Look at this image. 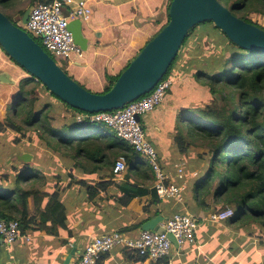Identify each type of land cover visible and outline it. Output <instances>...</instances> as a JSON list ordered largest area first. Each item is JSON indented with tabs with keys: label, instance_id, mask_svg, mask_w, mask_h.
<instances>
[{
	"label": "trees",
	"instance_id": "16d2710c",
	"mask_svg": "<svg viewBox=\"0 0 264 264\" xmlns=\"http://www.w3.org/2000/svg\"><path fill=\"white\" fill-rule=\"evenodd\" d=\"M50 1L52 0H29L25 3V0H0V10L17 24L15 14L21 21L27 6ZM172 1L166 6V22L152 39L170 21ZM220 2L234 15L252 24L254 23L247 18L249 14L264 16V0ZM179 63L182 76L190 75L199 88L200 100L181 110L175 143L182 154L189 153L192 147L204 151L197 155L198 177L190 180L183 204L174 200L161 201L155 189L131 183V179L135 181L136 175L145 181V178H149L137 171L126 176L127 183L119 186L124 196L118 199L120 205L127 207L133 199L151 195L158 209L152 214L147 207L145 213L148 218L164 214L169 219L176 213L189 211L196 217L197 224L226 207H232L235 215L224 222L229 225L241 223V226L248 227L250 234L256 230L264 232V52L240 48L215 27L213 22L208 21L190 31L165 78L172 70H176ZM129 65L130 63L124 71ZM120 75H107L109 84L102 94L112 89ZM174 85L175 83L167 91L165 99L171 94ZM17 89L13 94L14 107L7 111L4 122L0 123V134L2 130L8 129L24 139H30V133L35 132L48 148L72 149L74 154L67 150L63 156L73 162L83 161L79 166L92 175H99L107 169L112 172L118 156H124L128 166L135 171L138 169L142 162L140 155L108 125L88 120L78 123L76 116L86 113L62 102L35 78L21 80ZM37 94L41 98H36ZM46 94L60 101L67 113L74 114L68 123L60 127L53 125L51 115L56 106L49 102L43 103ZM1 158L2 151L0 161ZM84 162L95 164L94 168L89 170ZM12 167L13 173L8 172L0 177V220L18 221L25 233L31 227L29 203L40 211L45 196L37 188L25 187L28 180L39 176L38 173L30 166L20 171L17 166ZM16 172L20 173L15 176L12 186L9 182L10 175ZM81 183L87 186L89 197L96 196L100 188L105 187V184L91 186L84 181ZM62 208L60 194L55 192L46 205L47 213L43 214L50 216ZM148 218L145 221L150 220ZM122 251L130 259L134 258L133 252L131 254L126 249ZM108 255H102L98 264H102ZM136 256L139 262L147 261L145 257ZM155 264H171V258Z\"/></svg>",
	"mask_w": 264,
	"mask_h": 264
},
{
	"label": "crops",
	"instance_id": "0c3cea01",
	"mask_svg": "<svg viewBox=\"0 0 264 264\" xmlns=\"http://www.w3.org/2000/svg\"><path fill=\"white\" fill-rule=\"evenodd\" d=\"M169 1L88 0L92 8L91 19L88 22L82 21L86 49L80 46L84 51L83 57L74 56L65 64L67 73L87 90L103 93L109 84L107 75L113 77L120 75L166 22V6ZM179 67L180 63L175 69L179 71ZM4 72L8 73L16 83L0 84V107L5 93L13 99L14 92L18 90L17 84L27 79L22 68L18 66L12 71L9 67L6 70L0 67V73L4 74ZM30 77L28 74V78ZM8 85L14 90L10 91ZM199 94V88L192 77L190 75L183 77L180 73V78L177 79L171 94L164 99L162 105L141 118L146 135L148 134L157 150L163 170L176 180L178 166L184 165L187 179L186 194L190 180L196 177L195 174H199L196 170L199 163L197 155L204 151L192 147L189 153L182 154L176 146L175 134L181 110L200 100ZM0 115V123H3L6 115L4 116L2 109ZM4 134H7L6 131L0 134V151L8 153L5 156V164L9 165L11 161L13 164L15 160L18 161V167L24 166L22 168L24 170L28 165L23 161V165L20 166L19 162L22 160L18 157L29 154L32 156L31 161H35V150H40L41 147L37 141L38 136L33 132L32 136L30 135L31 142L22 138L21 142L10 145L15 139L9 138V142L3 143L1 139ZM15 148L18 151H15ZM47 153L49 154L48 150ZM8 160L10 161L7 163ZM144 160L142 158L136 171L129 166L125 174L116 176L108 169L107 173L102 171V174L92 175L79 166L83 161L73 162L67 156L62 159L56 158L55 166L64 170L63 174L58 172L55 178L50 179V186L49 181L45 183L48 184V189L40 191L45 194L40 211H37L31 202L29 203L31 227L25 233L30 236V241L18 240L13 244L5 242L0 244V264H66L71 251L77 249V254L70 261V264H74L79 254L94 237L113 231L136 236L143 227V225L138 227L139 224L148 218L145 209L149 207V212L154 214L158 205L153 203L151 195H147L133 199L127 207H123L118 200L124 198L119 186L127 183L126 176L138 171L149 178H145V181L144 178L141 179L136 175L134 177L136 182L131 179V183L146 189H154V172L147 160L145 163ZM94 165L91 162L85 163L89 170H92ZM5 167L7 168L0 163V170H3L0 175L7 174ZM39 177L40 175L33 179L37 180ZM12 180H15V177L13 179L10 177L13 186ZM83 181L91 186L105 184V187L100 188L96 196L89 197L87 186L81 183ZM179 183L182 184L180 181ZM55 192H59L63 208L56 214L45 215L43 213H47L46 205L49 204L51 197L49 195ZM73 204H77L76 212L72 214L74 219L68 215L74 210ZM160 216L166 219L164 214ZM153 218L155 216L148 219ZM79 220L81 222L76 224ZM217 227L209 222L208 218L198 223L195 244L186 245L181 249L174 248L171 264H209L212 258L217 256L219 248L223 247L215 239L220 232L216 231ZM128 261H130L128 256L124 260L119 252H111L102 264H133Z\"/></svg>",
	"mask_w": 264,
	"mask_h": 264
},
{
	"label": "built area",
	"instance_id": "2783aa9c",
	"mask_svg": "<svg viewBox=\"0 0 264 264\" xmlns=\"http://www.w3.org/2000/svg\"><path fill=\"white\" fill-rule=\"evenodd\" d=\"M91 15L92 8L88 0H52L35 5L28 22L22 28L62 66L74 56L83 57L84 54L69 29L70 22L74 19L88 22ZM170 77H164L149 94L127 104L122 109L94 114L85 112L86 114L77 115L76 120L78 123L88 120L91 123H103L111 127L120 139L127 142L140 157L147 160L155 175L154 189L158 198L164 202L174 200L182 203L187 189L184 165L178 166L176 180L165 172L159 162L157 150L139 120L162 105L167 91L175 83L174 77ZM128 169L126 158L120 156L116 160L113 173L120 176ZM234 215V208L228 207L210 215L208 221L213 224L222 223ZM161 226L165 230L164 234L142 230L133 236L121 231H113L94 237L79 254L74 264H98L102 255L117 249L129 250L158 263L171 258L174 251L175 246L169 235L175 238L179 249L196 242V217L189 212L176 213L169 219H165ZM0 240L7 244H13L18 240L29 242L30 236L21 230L18 221L3 219L0 220Z\"/></svg>",
	"mask_w": 264,
	"mask_h": 264
},
{
	"label": "water",
	"instance_id": "95a60500",
	"mask_svg": "<svg viewBox=\"0 0 264 264\" xmlns=\"http://www.w3.org/2000/svg\"><path fill=\"white\" fill-rule=\"evenodd\" d=\"M34 6L23 14L21 22H28ZM170 21L151 39L122 72L112 89L107 93L87 90L60 66L50 54L27 31L14 24L0 10V48L20 68L40 81L50 93L69 106L86 113L111 112L149 94L166 76L178 56L190 31L197 25L213 22L232 42L244 50L264 52V29L234 15L220 0H173L170 6ZM69 29L75 42L86 49L82 21L70 22ZM8 73H0V84H15ZM141 121V119H139ZM28 163L32 156L18 157ZM165 218L158 216L146 221L143 230L164 234L161 226ZM169 238L178 244L172 235ZM0 244L3 241L0 240ZM77 254L73 249L66 264Z\"/></svg>",
	"mask_w": 264,
	"mask_h": 264
},
{
	"label": "rangeland",
	"instance_id": "374dc122",
	"mask_svg": "<svg viewBox=\"0 0 264 264\" xmlns=\"http://www.w3.org/2000/svg\"><path fill=\"white\" fill-rule=\"evenodd\" d=\"M28 2H29V0H25V3H28ZM29 7H30V5L27 6L26 8L28 9ZM14 18L17 21V22L15 21V23H17L19 26L23 27L24 24L18 19L17 14H15ZM247 18L249 20H251L254 24L258 25V27H260V28L262 27L264 29V16L257 15L255 13H251L248 15ZM65 64L66 63L62 64V67L64 69L66 68ZM17 66L18 65L15 64L3 52L2 48H0V67H2V70H6L9 67L12 71V69L17 68ZM23 73H25V78H28V73L25 70H23ZM169 76H171L170 78L174 77L175 82H176L177 79L180 78V73L177 70H172V72H170ZM31 78H34V77H31ZM17 86H18V84H17ZM8 87L10 88L9 89L10 91L14 90L12 88V86L8 85ZM36 98H41L40 94H37ZM44 102L45 103L49 102L50 104H54L56 106V107H53L52 115H51V117L53 119L52 123L55 127H60L61 125L68 123L70 121V118L72 117V115H74L72 112L67 113V111L64 109V107H61L62 104L60 103V101L54 99L49 94H46V99H43V103ZM1 106L2 107H0V109H2L4 116L7 114L8 110H10L14 107L13 106V99H12V97L7 96V93H5V95L2 98ZM0 118H1V115H0ZM2 131H6V133H7V134H4V137L1 139V141L3 143L9 142L8 141L9 138L15 139L14 141L10 142V145H13L17 142L18 143L21 142V140H22L21 135L14 133L8 129H4ZM14 134H15V136H14ZM32 134H33V132L30 133L31 136H32ZM16 135H18V136H16ZM46 136H48V135H46ZM28 140L31 142L32 141L31 137ZM37 141L41 145V147H40V150H35V161H30L29 163H26V164L30 167L33 165V167H31L32 170H34L36 173H38V175H40V177L37 180L36 179L28 180L29 182L27 184H25V187L26 188H37L39 191L43 192V191H46L48 189V184L46 185L45 183H47L49 181V186H50V182H51L50 179L55 178V175L58 174V172H60L61 174H63V172H64V170L59 169V168H57V166H55L56 158L62 159L64 157L63 156L64 153L67 150H68V152H71L73 150L70 148L67 149L66 147H61L60 149L55 150L53 148H48L46 146V144L41 142L39 139ZM176 146H177V144H176ZM43 148L47 149L49 151V154L47 153V150H45V151L42 150ZM177 148H178V146H177ZM195 149H198V148H195ZM15 151H18L17 148H15ZM73 154H74V151H73ZM7 155H8V153L2 152V158H1L0 163L4 162L6 160L5 156H7ZM119 157L120 156H118L117 159ZM112 159H113V157H111V160ZM9 161L10 160H8L7 163ZM19 163H20V166L23 165L22 164L23 161H21ZM46 163H49V164H46ZM144 163H145V160H144ZM1 164H4V163H1ZM26 164H24V165H26ZM12 165L17 166V169L19 171L22 170V168L24 167V166L18 167V161L14 160L13 164H12V161L9 165L4 164V166H7V168L5 167L6 173H8V172H9L8 174L13 173ZM0 172H3V170H0ZM19 173L20 172H16L10 176L13 179V177L18 175ZM100 174H102V173H100ZM121 175H123V174H121ZM0 177H1V175H0ZM197 177L198 176L192 177L191 181L195 180ZM12 183L14 185V180H12ZM44 196H45V194H44ZM49 196H51V194ZM79 201H77V202H79ZM76 208H77V204H73L74 210H72L68 213V215L70 217H72V219H74L72 214H74L76 212V210H75ZM80 222H81V220H79L76 224H79ZM199 223H201V222H199ZM215 225L218 226L216 228V231L217 230L220 231L216 235L215 239H216V241H218L219 245H222L223 247L219 248L217 256L213 257L212 260L209 262V264H264V232L262 230H256L252 234H250L248 227L241 226V223H238L236 225H229L226 222H222V223H217ZM254 228H257V226H254ZM142 230H143V228H142ZM113 252H119L121 258H124V260H126V257L128 256L127 253L123 252L121 249H117ZM130 253L133 254L132 252H130ZM128 262H131V263L133 262V264H154V262H152L150 260H147L144 263H139L137 256L135 254H134V258L130 259V261H128Z\"/></svg>",
	"mask_w": 264,
	"mask_h": 264
},
{
	"label": "bare ground",
	"instance_id": "6f19581e",
	"mask_svg": "<svg viewBox=\"0 0 264 264\" xmlns=\"http://www.w3.org/2000/svg\"><path fill=\"white\" fill-rule=\"evenodd\" d=\"M100 113V112H99Z\"/></svg>",
	"mask_w": 264,
	"mask_h": 264
}]
</instances>
